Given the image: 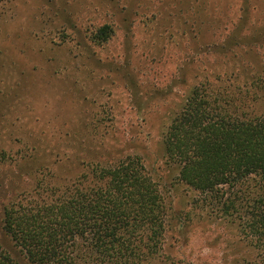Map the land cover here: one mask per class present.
Masks as SVG:
<instances>
[{"label": "rangeland", "instance_id": "obj_1", "mask_svg": "<svg viewBox=\"0 0 264 264\" xmlns=\"http://www.w3.org/2000/svg\"><path fill=\"white\" fill-rule=\"evenodd\" d=\"M107 39H100L106 29ZM264 116V0H0V246L4 209L42 182L142 160L169 216L143 264H259L237 227L193 207L164 139L200 84Z\"/></svg>", "mask_w": 264, "mask_h": 264}, {"label": "trees", "instance_id": "obj_2", "mask_svg": "<svg viewBox=\"0 0 264 264\" xmlns=\"http://www.w3.org/2000/svg\"><path fill=\"white\" fill-rule=\"evenodd\" d=\"M235 102L200 84L172 120L164 148L196 194L193 207L236 226L264 264V116L239 114ZM31 193L3 218L30 264H143L162 251L170 208L138 157L94 166L64 189L42 181ZM0 264H17L1 246Z\"/></svg>", "mask_w": 264, "mask_h": 264}]
</instances>
